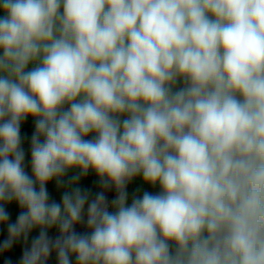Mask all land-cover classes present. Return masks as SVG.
<instances>
[{"label": "clouds", "instance_id": "1", "mask_svg": "<svg viewBox=\"0 0 264 264\" xmlns=\"http://www.w3.org/2000/svg\"><path fill=\"white\" fill-rule=\"evenodd\" d=\"M0 226L16 264H264V0H0Z\"/></svg>", "mask_w": 264, "mask_h": 264}, {"label": "rangeland", "instance_id": "2", "mask_svg": "<svg viewBox=\"0 0 264 264\" xmlns=\"http://www.w3.org/2000/svg\"><path fill=\"white\" fill-rule=\"evenodd\" d=\"M24 124H25L26 128L29 127L28 128L29 130H32V128L34 127L33 121L31 118H29ZM28 129H27V131H28ZM23 146L25 148L26 153H28L29 140H26ZM28 160H30V153H28V155L26 157V163ZM26 170L29 172V174H31L30 166H28L26 168ZM96 181H97V177H95L94 174H89L87 179H84L81 181V184H82V186H85V187H91L92 191L96 192L99 190L97 185H96ZM47 187H48V190H49L50 194L52 195V197L55 198L56 200H59L60 196H59V193L55 189L54 182L52 184H49ZM128 190H129L130 194L133 192H137V191H139V193L142 194V192L144 190L153 191V192L159 191L158 188L153 189V188H150L148 185L143 184L139 179L135 180L132 184H130ZM8 210H10V212L14 213V214H17L19 211V209L15 205L9 207ZM11 219L13 221L15 220L14 218H11ZM56 234L57 233L55 230H53L49 233V235H52V236H54ZM37 235H38V230H34L30 234L29 244L31 242V237H34ZM6 238H7L6 226H0V241L4 240ZM23 246H24L23 243L21 244V246L14 245V247L10 251H7V252L3 253L2 255H0V264H4V261L7 259H11L13 261V264H16V262L19 260L21 254H22V247ZM51 261H52L51 264H56L55 256L51 259Z\"/></svg>", "mask_w": 264, "mask_h": 264}, {"label": "trees", "instance_id": "3", "mask_svg": "<svg viewBox=\"0 0 264 264\" xmlns=\"http://www.w3.org/2000/svg\"><path fill=\"white\" fill-rule=\"evenodd\" d=\"M28 128L25 127V124H22V135H26L29 138L31 136L32 131L34 130V127L32 128V130H29ZM27 129H28V131H27ZM8 211L10 212V210H8ZM17 214L10 212L11 218H14V219L16 218ZM21 244H22V242L20 244H17V245L21 246ZM51 263H52V261L49 262V264H51Z\"/></svg>", "mask_w": 264, "mask_h": 264}, {"label": "water", "instance_id": "4", "mask_svg": "<svg viewBox=\"0 0 264 264\" xmlns=\"http://www.w3.org/2000/svg\"><path fill=\"white\" fill-rule=\"evenodd\" d=\"M113 194H114V193H109V197L111 198V196H112ZM53 257H54V255H53ZM53 257H52V258H53ZM52 258H51V259H52ZM51 259H50V261H51ZM50 261H49V262H50Z\"/></svg>", "mask_w": 264, "mask_h": 264}]
</instances>
